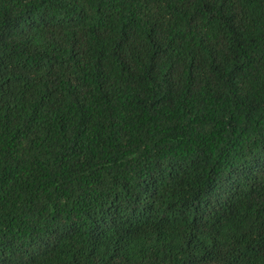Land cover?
<instances>
[{
	"label": "trees",
	"instance_id": "16d2710c",
	"mask_svg": "<svg viewBox=\"0 0 264 264\" xmlns=\"http://www.w3.org/2000/svg\"><path fill=\"white\" fill-rule=\"evenodd\" d=\"M0 264H264V0H0Z\"/></svg>",
	"mask_w": 264,
	"mask_h": 264
}]
</instances>
